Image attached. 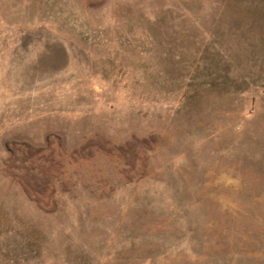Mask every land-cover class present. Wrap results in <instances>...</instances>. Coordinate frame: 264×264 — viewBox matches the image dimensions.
Wrapping results in <instances>:
<instances>
[{"label":"rangeland","instance_id":"obj_1","mask_svg":"<svg viewBox=\"0 0 264 264\" xmlns=\"http://www.w3.org/2000/svg\"><path fill=\"white\" fill-rule=\"evenodd\" d=\"M0 264H264V0H0Z\"/></svg>","mask_w":264,"mask_h":264}]
</instances>
